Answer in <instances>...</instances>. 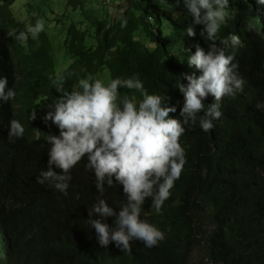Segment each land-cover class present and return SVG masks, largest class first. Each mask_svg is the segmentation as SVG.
Listing matches in <instances>:
<instances>
[{"label": "trees", "instance_id": "trees-1", "mask_svg": "<svg viewBox=\"0 0 264 264\" xmlns=\"http://www.w3.org/2000/svg\"><path fill=\"white\" fill-rule=\"evenodd\" d=\"M20 1L0 0V78L16 92L14 100L0 101V264H187L195 248L211 264H264V109L256 108L264 103V5L230 0L231 19L217 43L229 34L240 37L239 46L225 51L238 63L244 91L222 99L210 131L199 120L186 126L180 138L186 164L170 198L160 212L151 198L143 206L141 218L164 231L165 240L152 248L134 241L121 251L114 243L101 247L87 220L100 199L118 212L126 201L122 186L98 192L86 156L71 170L65 192L36 182L47 170L46 137L59 135L41 119L60 95L53 80L64 77L71 91L87 74L101 79L103 69L109 81L138 75L149 94L171 97L177 111L170 116L179 119L183 74L200 75L188 57L196 44L212 42L200 36L202 25L187 36L193 18L175 0H25L17 7ZM37 19L46 20L38 40L21 44L8 36ZM51 34L65 54L58 62L69 57L59 71ZM120 91L142 99L134 90ZM213 102L209 96L206 107ZM33 111L37 118L30 121ZM12 119L25 128L14 142ZM114 219L103 222L112 226Z\"/></svg>", "mask_w": 264, "mask_h": 264}, {"label": "clouds", "instance_id": "clouds-1", "mask_svg": "<svg viewBox=\"0 0 264 264\" xmlns=\"http://www.w3.org/2000/svg\"><path fill=\"white\" fill-rule=\"evenodd\" d=\"M256 3L264 5V0ZM181 4L193 18V24L186 29L187 36L195 37L194 25H202L200 36L212 43L207 48L196 44L194 54L188 57L189 66H194L200 75L183 74L187 84L180 83L178 87L184 97L179 119L170 116L177 111L175 106H169L171 97L149 94L138 75L105 83L92 74L80 78L71 91L64 89V77L53 80L60 95L46 106L48 111L41 117L46 125H55L59 135L46 137L51 145L47 170L39 173L37 183L65 192L71 170L86 156V166L94 172L98 192L103 193L105 185L122 186L126 201L118 212L100 199L89 213L87 223L95 229L97 242L104 248L114 243L121 251H129L134 241L152 248L165 240L164 231L141 218L146 199L151 198L152 207L160 212L170 198V190L186 164V151L180 143L186 126L194 127L199 120L200 128L210 131L213 121L222 115V99L235 98L244 91L246 81L238 73V63H233L234 55L225 51L229 45L239 46L240 37L229 34L217 43L218 34L231 19L230 0H175L177 8ZM45 23L37 19L22 31H9L8 36L21 44L29 38L38 40ZM121 89L134 90L142 99L121 95ZM209 96L214 102L206 107ZM15 97L7 77L0 78V101ZM256 108L264 109V103L258 102ZM36 118L37 112L33 111L29 119ZM24 133L18 120L9 122L10 142L22 138ZM53 166L60 169L59 174ZM108 217L115 218L112 226L103 222ZM205 264H211L207 258Z\"/></svg>", "mask_w": 264, "mask_h": 264}, {"label": "rangeland", "instance_id": "rangeland-1", "mask_svg": "<svg viewBox=\"0 0 264 264\" xmlns=\"http://www.w3.org/2000/svg\"><path fill=\"white\" fill-rule=\"evenodd\" d=\"M60 1V3H62V1L61 0H59ZM25 2V0H21L20 2H18L17 4H16V6L17 7H20V6H22L23 5V3ZM110 9V8H109ZM21 12V16L22 17H24L25 16V8H23L22 9V11H20ZM45 22H46V20H44ZM51 36H52V40H53V46H55V48H54V52H53V54H54V57L56 58H54L55 59V70L56 71H59V70H61L62 68H64L65 66H66V64H67V62H68V60H69V57L67 56H65V58L63 59V61L62 62H58L59 61V59L63 56V55H65V54H63L64 52H63V50L61 49V47L59 48L58 46H57V42H58V39H57V37H55V36H53L52 34H51ZM61 46V45H60ZM64 57V56H63ZM57 60V61H56ZM100 74H101V80L102 81H104V82H106V80H107V83L109 82V76H108V70L107 69H103L101 72H100ZM105 74V75H104ZM103 76H105V78H106V80H105V78L103 77ZM99 79V78H98ZM205 262H206V257L200 252V250H198V249H195L193 252H192V254H191V256H190V258H189V262H188V264H205Z\"/></svg>", "mask_w": 264, "mask_h": 264}, {"label": "built area", "instance_id": "built-area-1", "mask_svg": "<svg viewBox=\"0 0 264 264\" xmlns=\"http://www.w3.org/2000/svg\"><path fill=\"white\" fill-rule=\"evenodd\" d=\"M150 19V18H149Z\"/></svg>", "mask_w": 264, "mask_h": 264}]
</instances>
